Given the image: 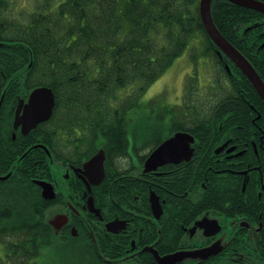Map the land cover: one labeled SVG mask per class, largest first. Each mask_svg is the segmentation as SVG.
Segmentation results:
<instances>
[{
    "label": "flooded vegetation",
    "instance_id": "1",
    "mask_svg": "<svg viewBox=\"0 0 264 264\" xmlns=\"http://www.w3.org/2000/svg\"><path fill=\"white\" fill-rule=\"evenodd\" d=\"M12 13L11 3L0 0V177L21 161L19 175L42 199L37 182L47 185L53 194L43 199L47 223L66 219L61 240L89 239L95 251L104 245L105 255L90 256L104 264H156L142 251L148 247L160 257L187 254L175 264H264V101L248 81L229 84L223 76L225 104L217 115L232 122L198 128V143L186 127L145 132L134 123L137 111L113 112L114 126L102 111L97 119L89 113L87 121L88 113L68 111L59 98V79L56 95L30 56L6 39L14 34ZM247 26L233 37L234 47L264 85V14L253 15ZM214 50L220 64L229 62V75L241 73ZM41 87L53 93L51 115L25 133L16 117L40 112V106L31 112L30 98ZM119 117L121 123L126 118L122 127ZM176 133L193 137L190 159L145 170L151 152ZM96 156L102 175L98 162L86 165Z\"/></svg>",
    "mask_w": 264,
    "mask_h": 264
},
{
    "label": "trees",
    "instance_id": "2",
    "mask_svg": "<svg viewBox=\"0 0 264 264\" xmlns=\"http://www.w3.org/2000/svg\"><path fill=\"white\" fill-rule=\"evenodd\" d=\"M198 3L199 0H46L43 6L29 12L24 22L14 20L12 39H6L30 56L32 64L35 62L45 74L44 85L53 88L56 95L59 79V98L68 111L88 113L87 121L92 118L89 113H95L96 119L101 117V111L110 113L114 126L113 112L139 109L140 98L148 88L200 36L205 47L203 56L211 55L217 66L204 100L198 96L197 78L188 77L181 105L157 111L152 123V128H189L198 143L203 134L196 131L198 128L218 126L225 120L232 122L225 113L217 115L225 104L222 95L226 93L221 91L224 82L233 84L240 80L248 85L241 73H227L224 66H229V62L218 61L216 47L202 27ZM255 14L262 13L226 0H213L211 4L215 26L233 46V37ZM21 55L24 62L26 57ZM193 61L196 63L197 58ZM127 90L131 91L121 101L120 96ZM125 120L121 123L119 117L116 125L124 126ZM20 165L21 161L12 168L11 177L0 183V264H38L42 250L52 249L58 241L59 248L79 252L83 259L80 264H104L90 258L105 255L104 245L95 251L89 239L87 243L71 244L61 240V233L54 237L46 219L47 201L29 180L19 175ZM142 264L153 263L150 260Z\"/></svg>",
    "mask_w": 264,
    "mask_h": 264
},
{
    "label": "water",
    "instance_id": "3",
    "mask_svg": "<svg viewBox=\"0 0 264 264\" xmlns=\"http://www.w3.org/2000/svg\"><path fill=\"white\" fill-rule=\"evenodd\" d=\"M231 4H234L239 7L250 9L259 13L264 14V2L259 0H226ZM213 0H199L198 3V12L200 16V21L204 29L205 34L209 40L215 45V47L220 51L224 56L233 63L248 82L254 87L259 96L264 101V85L259 79L256 71L250 65V63L245 59V57L229 42L225 37L219 32L215 26L212 15H211V4ZM226 70L229 71L227 65H225ZM30 103L32 106V111L37 110L38 107L40 112L30 113L29 116L16 117V124H21L25 133L35 128V126L49 119L52 108L54 105V96L51 89L46 87L36 88L33 90L30 98ZM193 137L185 133H176L170 138L166 139L157 147L151 154L148 156L145 161V170L155 169L156 167L169 162H178L181 160H189L192 155V149L189 146V143H193ZM184 153L185 155H183ZM98 157L92 158L88 164L92 165L98 162L99 173L102 175V161L97 159ZM12 173L9 172L7 175L0 177V181H5L11 177ZM100 175V178L102 177ZM99 178V179H100ZM37 184L42 189L43 199H50L52 195L49 194L47 185L42 182H37ZM63 218V219H62ZM50 219V218H49ZM66 223L65 217L55 216L48 221V225L51 227L54 237H58L63 225ZM142 251H149L155 258L156 264H175L181 262L184 257L187 256L186 253L177 252L174 254L166 255L160 257L156 251L151 247L144 248Z\"/></svg>",
    "mask_w": 264,
    "mask_h": 264
},
{
    "label": "rangeland",
    "instance_id": "4",
    "mask_svg": "<svg viewBox=\"0 0 264 264\" xmlns=\"http://www.w3.org/2000/svg\"><path fill=\"white\" fill-rule=\"evenodd\" d=\"M45 1L46 0H8L13 7V13L11 14L13 22L14 20L24 22L29 12H34L40 6H43ZM47 1L49 3H54L60 2L61 0ZM247 27L248 26L244 28V32L248 29ZM198 39H195V41L187 47L185 52L174 60L167 71L148 88L145 94L140 98V108L131 110L132 112L129 113L130 116H132L134 112H138L136 118H134V123L137 127L144 128L145 126L144 131L151 132L152 123L156 120L155 115L157 111L160 113L166 110L167 107L181 105L182 97L185 93V81L188 77L197 78L199 88L198 96L201 100H204L203 97L206 91L205 86L208 84L209 79L213 81L217 66L214 64L211 55H208V57L203 56L205 48L202 42L203 39L200 36ZM195 57L197 58L196 63L193 61ZM130 91L131 90H127V92L123 91L122 96L125 98ZM151 110L155 113H149ZM175 110L177 112L180 110L182 111V109L178 108H175ZM183 114H185V112H183ZM179 115H182V113ZM160 124L163 125V121L160 120ZM58 243L52 249L45 248L42 250L37 258V263L80 264V261H83L78 255L79 252L77 253L68 249L64 250L63 248H59ZM1 255L0 249V257Z\"/></svg>",
    "mask_w": 264,
    "mask_h": 264
}]
</instances>
